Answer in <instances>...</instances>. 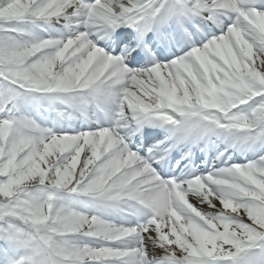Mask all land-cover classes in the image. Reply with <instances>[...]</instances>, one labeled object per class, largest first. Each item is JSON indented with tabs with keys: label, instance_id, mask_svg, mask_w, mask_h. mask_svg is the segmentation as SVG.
I'll return each instance as SVG.
<instances>
[{
	"label": "snow or ice",
	"instance_id": "obj_1",
	"mask_svg": "<svg viewBox=\"0 0 264 264\" xmlns=\"http://www.w3.org/2000/svg\"><path fill=\"white\" fill-rule=\"evenodd\" d=\"M0 264H264V0H0Z\"/></svg>",
	"mask_w": 264,
	"mask_h": 264
}]
</instances>
